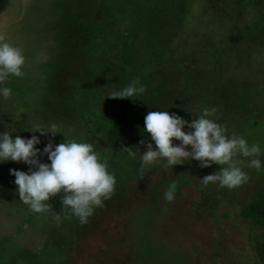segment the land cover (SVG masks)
I'll use <instances>...</instances> for the list:
<instances>
[{
	"label": "rangeland",
	"instance_id": "374dc122",
	"mask_svg": "<svg viewBox=\"0 0 264 264\" xmlns=\"http://www.w3.org/2000/svg\"><path fill=\"white\" fill-rule=\"evenodd\" d=\"M0 31L26 58L24 77L2 85L12 96H0V133L36 135L41 152L49 140L92 143L117 181L86 224L58 194L57 223L19 201L9 170L29 166L0 162V264H264V225L250 210L264 198V0H0ZM133 80L143 94L108 98ZM204 109L261 149L260 170L238 158L242 186H203L223 166L196 160L141 174L122 150L155 146L143 132L149 111L190 123ZM52 123L64 136L30 132Z\"/></svg>",
	"mask_w": 264,
	"mask_h": 264
},
{
	"label": "clouds",
	"instance_id": "9594fccd",
	"mask_svg": "<svg viewBox=\"0 0 264 264\" xmlns=\"http://www.w3.org/2000/svg\"><path fill=\"white\" fill-rule=\"evenodd\" d=\"M26 65L23 50L12 45L7 34L0 31V96L11 99L10 88L2 86L9 76L22 78ZM138 80H133L123 90L111 92L108 98H137L145 92L143 85L137 87ZM215 109H204L197 119L190 123L175 113L167 111H149L144 117L143 132L148 134L153 143H147L146 151L137 155L139 149L122 148L128 155L139 162L141 174L145 167L160 164L169 169L181 165L185 161H199L201 168L212 164L220 167L214 174L201 178L202 185L210 183L220 187L234 189L247 183L249 176L240 166L243 157L248 160V167L260 170L261 154L259 145L249 146L247 141L237 134L226 135L227 129L209 119ZM185 127L188 129L184 131ZM30 132H39L41 136L51 133L53 137L64 134L60 127L52 123L50 126L35 124ZM12 132L0 133V162H23L28 171L10 169L15 177L19 201L28 206L34 214L51 213L57 223L61 220L60 213L52 210L49 203L58 194L63 208L86 224L93 215L95 208L103 207V202L111 198L116 186L115 173L109 171L106 160H102L94 151L92 143L69 139L54 145L51 140L43 148L36 147L40 140L36 135L30 139L11 135ZM179 141L176 145L173 141ZM145 144L144 140L140 141ZM190 147V151L187 150ZM47 156L50 163H41L40 157ZM176 184L173 182L165 192V199L174 200Z\"/></svg>",
	"mask_w": 264,
	"mask_h": 264
},
{
	"label": "trees",
	"instance_id": "16d2710c",
	"mask_svg": "<svg viewBox=\"0 0 264 264\" xmlns=\"http://www.w3.org/2000/svg\"><path fill=\"white\" fill-rule=\"evenodd\" d=\"M263 196H264V193H263ZM250 210L258 220H261L262 224L264 225V198L261 202L252 204L250 206ZM260 255H261L262 261L264 262V233H263V244L260 247Z\"/></svg>",
	"mask_w": 264,
	"mask_h": 264
}]
</instances>
